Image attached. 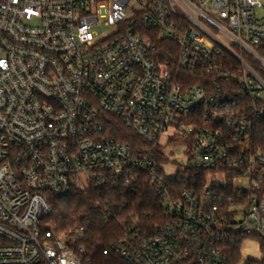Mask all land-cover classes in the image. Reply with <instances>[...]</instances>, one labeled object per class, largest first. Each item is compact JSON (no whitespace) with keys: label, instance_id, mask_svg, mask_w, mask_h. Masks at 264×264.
I'll return each mask as SVG.
<instances>
[{"label":"built area","instance_id":"built-area-1","mask_svg":"<svg viewBox=\"0 0 264 264\" xmlns=\"http://www.w3.org/2000/svg\"><path fill=\"white\" fill-rule=\"evenodd\" d=\"M102 22L114 32L98 39ZM102 111L143 146L109 136ZM263 120L260 0H0V264H84V227L41 228L73 190L123 198L104 253L228 264L234 233L264 239ZM173 143L205 180L166 175ZM143 189L154 209L130 206Z\"/></svg>","mask_w":264,"mask_h":264},{"label":"trees","instance_id":"trees-1","mask_svg":"<svg viewBox=\"0 0 264 264\" xmlns=\"http://www.w3.org/2000/svg\"><path fill=\"white\" fill-rule=\"evenodd\" d=\"M158 36L157 31L154 34L152 33L157 49L162 53V58H166L169 56L170 50L175 52L176 45L170 40L158 39ZM100 118L106 126L108 135L118 142L129 143L135 150L143 146L137 134L125 125L118 116L102 111ZM252 144L255 149L264 150V120L256 127ZM160 160H166L161 152ZM195 178L205 180L204 173L185 168L178 173L175 182L178 183L179 188L190 187L194 185L192 180ZM149 196L151 195L144 189L133 196H128V198H131L130 206L144 211L154 209L153 204L148 202ZM122 199L118 194L96 190L87 192L73 190L62 197L50 196L51 211L44 216L41 228L43 230L62 231L73 227H84L86 230L85 238L82 241L85 246L84 264H129L122 255L113 250L108 253L103 252L121 235V227L117 224V221L114 218L104 220V217L110 210L118 209ZM250 238L259 241L262 256L260 258H249L242 262L241 246ZM227 252L229 256L228 264H264V239L244 235L240 232L234 233Z\"/></svg>","mask_w":264,"mask_h":264},{"label":"rangeland","instance_id":"rangeland-1","mask_svg":"<svg viewBox=\"0 0 264 264\" xmlns=\"http://www.w3.org/2000/svg\"><path fill=\"white\" fill-rule=\"evenodd\" d=\"M264 3V0H260ZM97 32V38L103 39L110 36L114 32V27L112 24L107 25L104 22L100 23L98 26L94 27ZM167 154L173 162V165H169L166 168L167 176H174L179 170L181 171L186 166L189 165V154L188 147L183 145L171 144V146L166 149ZM242 262L249 258H260L262 252L259 246V241L257 239H248L241 246Z\"/></svg>","mask_w":264,"mask_h":264}]
</instances>
